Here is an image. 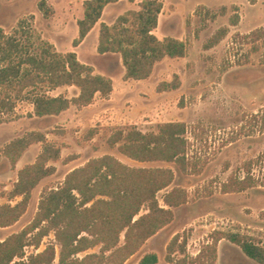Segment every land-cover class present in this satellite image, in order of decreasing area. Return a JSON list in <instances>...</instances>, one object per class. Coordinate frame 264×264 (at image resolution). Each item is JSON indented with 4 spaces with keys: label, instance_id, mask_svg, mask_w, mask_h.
I'll return each instance as SVG.
<instances>
[{
    "label": "rangeland",
    "instance_id": "rangeland-1",
    "mask_svg": "<svg viewBox=\"0 0 264 264\" xmlns=\"http://www.w3.org/2000/svg\"><path fill=\"white\" fill-rule=\"evenodd\" d=\"M40 1L0 0V29L9 34L25 19L35 35L50 43H59L58 48L53 45L56 51H74L71 46L78 35L77 21L82 17L84 0H63L62 3L61 0H45L52 12L49 17L39 10ZM139 1H127L126 5L129 9H138ZM160 1L162 10L157 35L168 34L186 41V57L163 61L138 85L116 81L110 103L101 105L91 114H80V109L76 111L72 107L59 117L36 118L31 116L33 107L26 101L15 103L12 112L0 113V151L11 140L29 131L43 133L46 140L61 151L60 159L54 163L55 173L32 191L26 213L18 222L0 228V240L30 223L41 195L59 187L67 173L90 159L108 154L130 167L171 169L174 181L158 193L160 204H163L164 194L174 187L188 193L187 203L173 209L172 222L147 240L124 264H138L146 253H155L157 264H169L165 259L166 246L176 235L181 236L180 240L186 239V254L192 257L209 242L214 231L238 232L264 245V130L257 122L264 108V38L256 41L244 38L253 30L264 29V0ZM123 9L126 8L120 10ZM235 9L239 23L231 26L229 19ZM211 14L215 17L210 18ZM109 15L111 12L105 13L104 19ZM222 27L228 28L227 35L216 46L204 49V43ZM96 46L91 35L82 51L98 64L99 58L93 57ZM78 52L80 56V49ZM100 64L103 67V63ZM176 77L179 80L177 89L158 90L160 84L172 82ZM60 88L50 95L71 98L79 92L74 86ZM175 121L187 125V156L200 170L198 173H183L169 162H136L107 143L116 129L135 127L143 132H155L160 124ZM41 148L40 143L32 144L22 154L21 163L34 161ZM258 157L261 162L251 167L252 175L259 182L257 186L243 192H221V184L230 175L243 176L244 164ZM4 168L0 165V170ZM6 168L10 172L0 182V204L13 205L19 199L10 200L8 193L16 182V166L11 168L8 163ZM146 211L144 206L139 215ZM48 243H54L58 252L53 232L42 240L38 251ZM120 243H123V233ZM99 250L100 245L78 256L99 253ZM216 264L257 263L247 259L238 246L221 240Z\"/></svg>",
    "mask_w": 264,
    "mask_h": 264
},
{
    "label": "trees",
    "instance_id": "trees-1",
    "mask_svg": "<svg viewBox=\"0 0 264 264\" xmlns=\"http://www.w3.org/2000/svg\"><path fill=\"white\" fill-rule=\"evenodd\" d=\"M118 1L84 0L83 16L77 21L78 35L72 46L77 47L83 41L108 4ZM38 8L45 17L52 13L45 0L39 2ZM161 10L160 0H140L138 9L125 11L112 24L100 23L97 53L119 55L125 69L124 80H146L156 63L165 58L186 57V41L172 37L160 40L153 33ZM234 11L229 19L231 26L239 23L237 9ZM214 17L211 14L210 18ZM16 26L9 34L0 29V113L12 112L15 103L26 101L33 107L31 116L52 118L71 107L80 109L92 104L96 95L104 98L110 95L111 79L94 74L93 68L81 63L75 52L56 51L53 44L35 35L25 19ZM227 33V27L219 28L203 48L216 46ZM244 38L262 39L264 29L253 30ZM71 86L79 90L76 96L50 95L60 87ZM178 87L176 77L172 82L160 84L158 90ZM257 122L264 130V108ZM186 133L184 122H167L160 124L155 132H143L135 127L116 129L107 143L136 162H169L183 173H198L200 170L187 156ZM35 143L42 144L41 151L32 163L18 170L17 180L8 193L10 200H19L13 205L0 204V228L18 222L26 213L32 191L56 171L54 163L60 159V148L38 131H29L7 143L0 151V160L6 159L15 168L22 154ZM259 162L261 157L247 161L244 175H230L221 184V192H243L257 186L259 182L251 167ZM173 181L174 173L169 168L130 167L108 154L90 159L67 173L59 187L41 195L30 223L0 240V264H54L55 261L57 264H124L147 240L172 222L173 209L187 203V191L174 187L164 194L160 204L158 193L169 188ZM144 206L146 213L139 215ZM50 232L54 233L58 252L54 243L38 251ZM122 233L123 243H120ZM180 238L174 236L166 246L165 259L169 264H216L221 240L238 246L247 259L264 264V245L251 236L214 231L195 257L186 254V239ZM98 245L99 253L78 256ZM30 248L31 252L27 253ZM177 253L180 257H175ZM157 263L155 253H146L138 262Z\"/></svg>",
    "mask_w": 264,
    "mask_h": 264
},
{
    "label": "crops",
    "instance_id": "crops-1",
    "mask_svg": "<svg viewBox=\"0 0 264 264\" xmlns=\"http://www.w3.org/2000/svg\"><path fill=\"white\" fill-rule=\"evenodd\" d=\"M62 2H63V0L60 1V3H62ZM126 3H128V2L125 1V0H120V1H118L116 3L108 4L104 8L102 16H101L99 22L91 29V31L86 35V37L83 39V41L77 47L71 46V49L74 50L73 52L76 53V55H77V57H78V59H79V61L81 63H84L86 65L91 66L93 68L94 74H99V75H103V76L109 77L111 79V81H112V92L110 93L108 98L96 97L92 104H90V105H88L86 107L80 108V114H91V113L95 112L97 110V108H99L101 105L110 103V101H111V99H112V97L114 95V92H115L116 81H117V83H122L123 85H129V84H132V83H134L135 85H138L139 83H143L144 81L147 80V79L146 80H140V81L124 80L123 76H124L125 69H124V67L122 65V61H121V58H120L119 55H116V54H103V55H100V54L97 53V46H96V48L94 47V49H93V53H94L93 57L94 58L98 57L100 62L98 64H95L93 61H91V59H88V57H86V54L84 53V51H82L86 41L89 39V37L91 35L93 36L94 44L95 45L98 44L99 25H100L101 22L110 25V24H112L114 22V20L117 18V16L123 14L127 10H131V9H129V5L127 6ZM52 6H54V5L52 4ZM124 7L126 9L120 10L121 8H124ZM81 10H82V16H83V9H81ZM107 12H111V15H109L107 17V19H104L105 13H107ZM80 14H81V12H80ZM158 26H159V22L157 24L156 29L153 32L155 34V36L158 39H160V40H162V39H164L166 37H169L168 34L166 36L165 35L164 36L163 35H157ZM51 44H53L56 48H58V44L59 43H57V42L56 43H54V42L52 43L51 42ZM69 45H70V43H69ZM69 48H70V46H69ZM79 49H80V56H79V52H78ZM167 59H169V58L163 59L161 62L156 63L155 66H154L152 74L154 73L155 67L158 64L163 63V61H165ZM100 63H103V67L101 66ZM69 88H71V87H65V89H69ZM59 89H61V88H58V90ZM77 94H78V92H76L74 96H76ZM71 109H72V107L69 110H67L66 112L71 111ZM74 109H76V108H74ZM76 111H77V109H76ZM66 112H64V113H66ZM61 115H59V116H61ZM52 118H55V117H52ZM22 158H23V155L20 157L19 161L16 164V168H15L16 172H15V180H14V182L17 179L18 170L26 165V164H22L21 163ZM32 162L33 161H31L30 163H32ZM0 165L5 167L3 170H0V182H1L8 176L10 170L8 168H6V166L8 165V162L6 161V159L2 158L0 160Z\"/></svg>",
    "mask_w": 264,
    "mask_h": 264
}]
</instances>
